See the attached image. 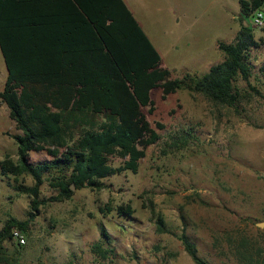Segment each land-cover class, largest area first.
Segmentation results:
<instances>
[{
    "label": "rangeland",
    "instance_id": "1",
    "mask_svg": "<svg viewBox=\"0 0 264 264\" xmlns=\"http://www.w3.org/2000/svg\"><path fill=\"white\" fill-rule=\"evenodd\" d=\"M123 1L171 78L200 77L222 62L215 45L233 43L240 23L258 43L247 55L251 76L234 82L232 107L187 90L162 99L154 89L153 111L143 112L159 139L136 173L112 175L95 189L71 188L68 200L54 201L55 170L44 176L36 209L33 196L18 190L33 179L0 173V232L15 220L24 226L10 233L17 229L25 240L5 239L0 264H194L182 235L209 264H264V27L241 15L239 0ZM5 78L0 53V90ZM19 133L0 101V162L17 163L11 136ZM28 156L32 164L52 160L45 151ZM122 163L109 158L112 167Z\"/></svg>",
    "mask_w": 264,
    "mask_h": 264
},
{
    "label": "trees",
    "instance_id": "2",
    "mask_svg": "<svg viewBox=\"0 0 264 264\" xmlns=\"http://www.w3.org/2000/svg\"><path fill=\"white\" fill-rule=\"evenodd\" d=\"M238 3L248 18L264 0ZM256 47L252 30L240 23L233 43L217 44L222 62L200 77L171 78L123 0H0V53L6 69L0 101L20 132L11 136L17 163L5 158L0 173L33 179L31 188H18L33 196V209L44 176L52 170L60 173L54 201L70 199L71 187L95 189L112 175L136 173L145 150L159 139L143 112L153 111L151 92L160 89L166 99L187 90L235 106L234 82L250 78L247 55ZM32 151H45L52 160L32 164ZM114 156L122 165L109 164ZM158 223L162 232V220ZM23 226L15 220L5 224L0 256L10 229ZM180 241L194 264H209L185 235Z\"/></svg>",
    "mask_w": 264,
    "mask_h": 264
},
{
    "label": "built area",
    "instance_id": "3",
    "mask_svg": "<svg viewBox=\"0 0 264 264\" xmlns=\"http://www.w3.org/2000/svg\"><path fill=\"white\" fill-rule=\"evenodd\" d=\"M253 25L257 28L264 27V15L261 10H257L252 15ZM11 239L17 242L19 245H23L25 243L24 237L21 232L17 229H13L11 231Z\"/></svg>",
    "mask_w": 264,
    "mask_h": 264
},
{
    "label": "crops",
    "instance_id": "4",
    "mask_svg": "<svg viewBox=\"0 0 264 264\" xmlns=\"http://www.w3.org/2000/svg\"><path fill=\"white\" fill-rule=\"evenodd\" d=\"M139 25H140V24H139ZM140 27H141V26H140ZM142 30H143V29H142ZM149 40H150V39H149ZM217 43H218V42H217ZM217 43H216V45H215L216 47H217ZM152 45H153V44H152ZM157 52H158V51H157ZM163 68H164V67H163Z\"/></svg>",
    "mask_w": 264,
    "mask_h": 264
},
{
    "label": "water",
    "instance_id": "5",
    "mask_svg": "<svg viewBox=\"0 0 264 264\" xmlns=\"http://www.w3.org/2000/svg\"><path fill=\"white\" fill-rule=\"evenodd\" d=\"M72 189H74L73 187H71Z\"/></svg>",
    "mask_w": 264,
    "mask_h": 264
}]
</instances>
